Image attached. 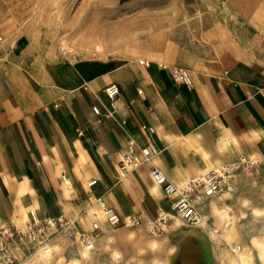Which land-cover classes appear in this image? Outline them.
I'll return each instance as SVG.
<instances>
[{
	"label": "crops",
	"instance_id": "1",
	"mask_svg": "<svg viewBox=\"0 0 264 264\" xmlns=\"http://www.w3.org/2000/svg\"><path fill=\"white\" fill-rule=\"evenodd\" d=\"M193 3V11H167L166 21L144 23L149 31L166 27L159 40L115 54L109 46L96 52L90 41L87 56L42 63L26 57L25 35L0 43L6 58L0 61V228L26 227L34 212L40 220L64 215L85 229L103 198L122 219H141L142 229L161 210L173 214L175 198L153 181L152 166L183 186L240 156L264 158V0ZM174 67L189 71L190 88L172 79ZM111 84L120 88L114 101L105 93ZM106 109L113 118L104 116ZM130 142L137 150L153 144L160 154L122 172ZM221 192L197 199L203 227L216 228L213 202L232 208L229 198L219 202ZM101 222L110 236L115 229ZM74 246L67 254L77 253Z\"/></svg>",
	"mask_w": 264,
	"mask_h": 264
},
{
	"label": "rangeland",
	"instance_id": "2",
	"mask_svg": "<svg viewBox=\"0 0 264 264\" xmlns=\"http://www.w3.org/2000/svg\"><path fill=\"white\" fill-rule=\"evenodd\" d=\"M195 7L193 0H0V36L3 42L27 36L26 57L42 63L63 56H87L93 53L86 45L90 41L96 52L104 53L109 46L111 53L115 54L128 49L129 45L157 37L156 34L160 35L166 28L149 31L144 23L152 25L163 18L166 21L167 11L183 8L193 11ZM183 21L192 22V19ZM228 181L230 189L218 195L222 196L219 202L232 203V208L226 212L229 223H236L241 235L243 260H238V264H264L259 257L264 249V236L259 238L262 248L252 241V235L264 231V172L239 173ZM255 210L262 213L256 215ZM91 220V230L81 226L79 231H91L98 239L94 240L99 245L91 251L94 257L92 264H223L224 261L229 264L228 257L233 254L229 251L228 240L222 235L228 225H221L218 217L216 228L203 227L202 223L187 226L178 219L179 224L176 225L174 220L159 234L150 231L148 219L142 229V225L113 227L115 231H111L108 237L105 231L93 232ZM20 229H25V226ZM137 229L142 232H137ZM213 231L217 232V236L213 237ZM152 241L157 243L154 248L150 247ZM57 242H62L64 249L53 250L48 261L40 258L41 248L29 254H20L18 264H58L61 256L70 261L72 256L67 252L75 247V241L60 235L49 245Z\"/></svg>",
	"mask_w": 264,
	"mask_h": 264
},
{
	"label": "built area",
	"instance_id": "3",
	"mask_svg": "<svg viewBox=\"0 0 264 264\" xmlns=\"http://www.w3.org/2000/svg\"><path fill=\"white\" fill-rule=\"evenodd\" d=\"M3 37L0 36V43ZM13 50L10 48L7 55H11ZM4 59L0 55V61ZM141 65L149 66V63L141 60ZM172 79L187 87L192 86L191 75L184 68H170ZM108 98L114 101L120 95V88L117 84H111L105 89ZM93 112L96 115H103L100 107L93 106ZM106 118H113V110L106 109L104 114ZM150 132H154L149 128ZM160 154L159 149L150 144L137 150L135 144L130 142L122 154L120 161V170L130 172L144 163H150ZM264 170V158L254 156H240L238 160L222 165L214 170L206 172L204 175L196 178L183 186H176L171 183L162 169L152 166L150 174L153 181L160 185L166 196L175 198L172 203L173 215L160 211L155 219L148 222L149 229L154 234L164 232L177 216L180 222L187 226H198L202 223V216L197 206V199L200 197H212L221 192L228 179H233L239 173L254 174ZM97 183L96 179L88 181V186L92 187ZM97 206L107 223L116 227L123 224L125 227H136L142 224L141 219L134 216H127L122 219L113 208L109 207L103 198L97 199ZM93 217L92 227L96 231L101 230V221L96 211H91ZM32 219L25 229L16 226L0 228V264H18L20 254H29L35 250L45 248L54 238L64 235L74 240L77 245L84 246L89 251L96 249V241L91 233H82L79 231L76 221L67 216L60 215L52 218L37 219L34 212H31ZM174 216V217H173Z\"/></svg>",
	"mask_w": 264,
	"mask_h": 264
},
{
	"label": "bare ground",
	"instance_id": "4",
	"mask_svg": "<svg viewBox=\"0 0 264 264\" xmlns=\"http://www.w3.org/2000/svg\"><path fill=\"white\" fill-rule=\"evenodd\" d=\"M148 25H149V22H148ZM156 28H157V26H156ZM159 28L160 27H158V29ZM159 38H158V40H159ZM211 170L212 169L209 168L208 171H211ZM67 183H68L69 186L71 185L69 182H67ZM91 211L98 212L99 219L101 221L103 216H102L100 210L97 211L95 209H92ZM212 213L215 214L218 217L219 223L221 225H223L224 227L228 225V228L226 230L222 231V235L226 239V241L228 240L227 242H229L230 247H231V250H229V251L231 253H233L231 256L228 257L229 258V264H238V260H241V261L243 260V256H242L243 255V247L240 244V240L239 239L241 238V235H240V232L237 230V224L236 223L235 224L234 223L233 224L229 223L230 221H228L227 212L225 210L219 209L216 204L212 205ZM261 213H262V211H260V210H255L254 211V214H256V215H258V214L260 215ZM171 215H173V214H171ZM173 219L176 221L175 222L176 225L179 224V220H178L179 218L177 216H175ZM202 222L207 224L206 217L202 218ZM90 225L86 224L85 225V229H89ZM103 227H105V225ZM92 230H93V232H97L96 230L93 229V227H92ZM88 233H91L92 236H93V239H95L94 235H93V233L91 231L88 232ZM262 233H263V235H260ZM262 233H256V234L252 235L253 243H255L260 248H262V245H261V243L259 241V238L264 236V231ZM212 235H213V237L217 236V232L213 231ZM95 240H98V239L96 238ZM156 245H157V243L155 241H152L150 243V247L151 248H154ZM62 249H63V247L61 246L60 243H54L53 245H48L47 247L41 249L39 256H40V258L46 259L48 261V259L52 256V251L53 250L62 251ZM259 257L264 261V249L261 250V252L259 254ZM93 258H94L93 257V252L87 250L84 246L79 245L77 253H73L72 259L70 261H65V258L63 256H61L60 259L58 260V264H83V263H85V264L86 263H91L92 264V262H94ZM24 264H33V263H24ZM156 264H163V263H158L157 262ZM223 264H226V262L224 261Z\"/></svg>",
	"mask_w": 264,
	"mask_h": 264
}]
</instances>
